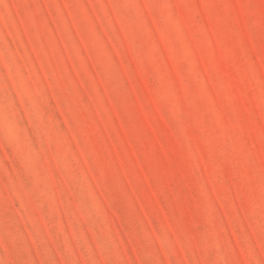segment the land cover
Returning a JSON list of instances; mask_svg holds the SVG:
<instances>
[{"label": "rangeland", "instance_id": "374dc122", "mask_svg": "<svg viewBox=\"0 0 264 264\" xmlns=\"http://www.w3.org/2000/svg\"><path fill=\"white\" fill-rule=\"evenodd\" d=\"M0 264H264V0H0Z\"/></svg>", "mask_w": 264, "mask_h": 264}]
</instances>
